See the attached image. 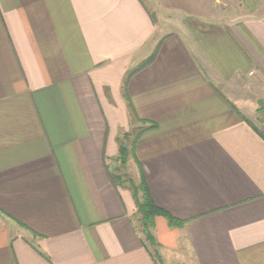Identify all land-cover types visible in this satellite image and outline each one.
<instances>
[{
  "label": "crops",
  "instance_id": "1",
  "mask_svg": "<svg viewBox=\"0 0 264 264\" xmlns=\"http://www.w3.org/2000/svg\"><path fill=\"white\" fill-rule=\"evenodd\" d=\"M240 3L0 0V264H159L119 139L184 221L155 218L162 263L264 264V0Z\"/></svg>",
  "mask_w": 264,
  "mask_h": 264
},
{
  "label": "trees",
  "instance_id": "2",
  "mask_svg": "<svg viewBox=\"0 0 264 264\" xmlns=\"http://www.w3.org/2000/svg\"><path fill=\"white\" fill-rule=\"evenodd\" d=\"M123 136L127 138L129 136V133L126 132ZM119 140L120 147L116 162H119L120 165L123 166L128 160L129 148L124 145L122 139ZM119 169V166L114 167V170L107 168L108 177L110 178L114 186L128 188L131 190L136 203L137 212L140 215V222L142 224L141 231L144 237L143 243L151 251L157 263L162 264V258L158 251V242L153 233V228L155 226V218L157 216H164L168 219V222L171 226L176 227L182 226L184 224V221L170 215L167 211L160 208L154 202L143 173H140L141 177L139 183L135 182L132 178H129L128 182H125V180L121 178L120 175L115 174L116 170ZM0 212L2 211L0 210ZM150 247H152V249Z\"/></svg>",
  "mask_w": 264,
  "mask_h": 264
},
{
  "label": "rangeland",
  "instance_id": "3",
  "mask_svg": "<svg viewBox=\"0 0 264 264\" xmlns=\"http://www.w3.org/2000/svg\"><path fill=\"white\" fill-rule=\"evenodd\" d=\"M240 1H244V3H240V6H243V5H246V3L249 5V4H252L253 6H255V10H258V11H262V0H240ZM243 12V11H240V13ZM246 12H249V11H246ZM239 13V14H240ZM261 13V12H260ZM230 17V16H228ZM227 19V18H226ZM224 89H230L228 86H224ZM235 92V94H239L240 96H247L248 99H252L253 96H249V95H246L247 94V91L246 93H244L242 90H233ZM131 108V107H130ZM264 107H261L260 109H258V114H257V117H259L261 120H259L260 122L263 121V113H264ZM130 116H134V112L131 111L130 109ZM134 134V133H132ZM131 142H132V139H130L129 141H124V143L128 144V145H131ZM134 154V151L131 150V156ZM118 167L119 166V170H116V173L117 175H120L121 178H123L125 180V182H128L129 178H132L135 182L139 183L140 181V177H139V168H138V165L137 163L134 161V160H127V162L122 166L120 165L119 162H114V164H111L110 167H108L109 169H113L114 170V167ZM139 215V213H138ZM138 220H140V215L138 216ZM137 220V222H138ZM138 226L140 227V229H142V224L141 222H138ZM185 247V246H184ZM152 249V247H150ZM181 250V249H180ZM166 258V257H165ZM166 261H171V259H166ZM193 262V259L191 258V255L190 254H187L186 257H185V262H183V264H192ZM164 264V263H162Z\"/></svg>",
  "mask_w": 264,
  "mask_h": 264
},
{
  "label": "built area",
  "instance_id": "4",
  "mask_svg": "<svg viewBox=\"0 0 264 264\" xmlns=\"http://www.w3.org/2000/svg\"><path fill=\"white\" fill-rule=\"evenodd\" d=\"M264 111V110H263ZM263 115H264V113H263ZM264 118V117H263ZM262 122H264V119H263V121Z\"/></svg>",
  "mask_w": 264,
  "mask_h": 264
}]
</instances>
